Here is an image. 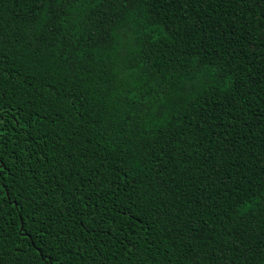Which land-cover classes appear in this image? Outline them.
<instances>
[{
  "label": "trees",
  "instance_id": "trees-1",
  "mask_svg": "<svg viewBox=\"0 0 264 264\" xmlns=\"http://www.w3.org/2000/svg\"><path fill=\"white\" fill-rule=\"evenodd\" d=\"M0 264H264V0H0Z\"/></svg>",
  "mask_w": 264,
  "mask_h": 264
}]
</instances>
